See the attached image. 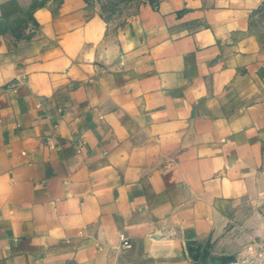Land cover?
Masks as SVG:
<instances>
[{
	"label": "crops",
	"instance_id": "crops-1",
	"mask_svg": "<svg viewBox=\"0 0 264 264\" xmlns=\"http://www.w3.org/2000/svg\"><path fill=\"white\" fill-rule=\"evenodd\" d=\"M263 246L264 0H0V264Z\"/></svg>",
	"mask_w": 264,
	"mask_h": 264
},
{
	"label": "built area",
	"instance_id": "built-area-1",
	"mask_svg": "<svg viewBox=\"0 0 264 264\" xmlns=\"http://www.w3.org/2000/svg\"><path fill=\"white\" fill-rule=\"evenodd\" d=\"M124 245L126 247H130L131 246V244L129 242H127V241L124 242ZM256 257H257V259L260 262L264 263V246L261 247V248L259 247V251L257 252Z\"/></svg>",
	"mask_w": 264,
	"mask_h": 264
},
{
	"label": "rangeland",
	"instance_id": "rangeland-1",
	"mask_svg": "<svg viewBox=\"0 0 264 264\" xmlns=\"http://www.w3.org/2000/svg\"><path fill=\"white\" fill-rule=\"evenodd\" d=\"M255 256V255H254ZM255 260V259H254ZM258 262V261H257ZM264 264V263H263Z\"/></svg>",
	"mask_w": 264,
	"mask_h": 264
}]
</instances>
